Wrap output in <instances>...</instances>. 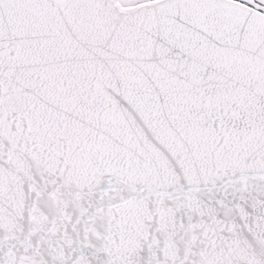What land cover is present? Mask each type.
Segmentation results:
<instances>
[{"label": "snow or ice", "instance_id": "snow-or-ice-1", "mask_svg": "<svg viewBox=\"0 0 264 264\" xmlns=\"http://www.w3.org/2000/svg\"><path fill=\"white\" fill-rule=\"evenodd\" d=\"M0 264H264V0H0Z\"/></svg>", "mask_w": 264, "mask_h": 264}]
</instances>
